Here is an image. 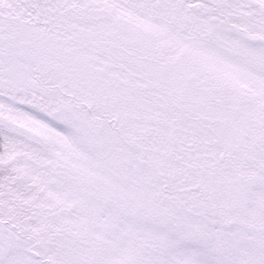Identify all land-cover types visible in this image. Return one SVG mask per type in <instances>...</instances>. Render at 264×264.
<instances>
[{
  "label": "snow or ice",
  "instance_id": "6c2138e0",
  "mask_svg": "<svg viewBox=\"0 0 264 264\" xmlns=\"http://www.w3.org/2000/svg\"><path fill=\"white\" fill-rule=\"evenodd\" d=\"M0 264H264V0H0Z\"/></svg>",
  "mask_w": 264,
  "mask_h": 264
}]
</instances>
